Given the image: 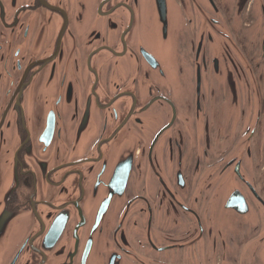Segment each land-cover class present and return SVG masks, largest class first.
<instances>
[{"label": "flooded vegetation", "instance_id": "af4514ba", "mask_svg": "<svg viewBox=\"0 0 264 264\" xmlns=\"http://www.w3.org/2000/svg\"><path fill=\"white\" fill-rule=\"evenodd\" d=\"M264 0H0V264H264Z\"/></svg>", "mask_w": 264, "mask_h": 264}, {"label": "rangeland", "instance_id": "374dc122", "mask_svg": "<svg viewBox=\"0 0 264 264\" xmlns=\"http://www.w3.org/2000/svg\"><path fill=\"white\" fill-rule=\"evenodd\" d=\"M264 62V61H263ZM262 67L264 68V63L262 64Z\"/></svg>", "mask_w": 264, "mask_h": 264}]
</instances>
